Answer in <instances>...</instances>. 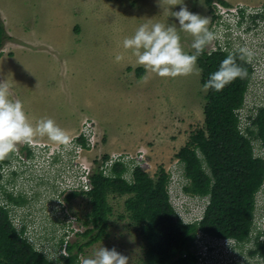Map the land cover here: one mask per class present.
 <instances>
[{
	"label": "rangeland",
	"instance_id": "rangeland-1",
	"mask_svg": "<svg viewBox=\"0 0 264 264\" xmlns=\"http://www.w3.org/2000/svg\"><path fill=\"white\" fill-rule=\"evenodd\" d=\"M225 1L228 7L212 1L214 18L205 0H183L182 4L181 0H0L4 28L0 86H7L10 99L23 103L34 128L41 119L51 118L72 139L91 120L97 142L83 154L90 171L100 168L104 154L134 159L150 175L163 167L170 174L168 191L175 210L184 221L195 220L205 199L182 191L185 180L175 153L203 122L206 87L200 82V70L195 63L188 75L160 77L138 65L123 41L141 24L161 23L175 27L183 50L193 54L195 37L181 30L172 14L183 6L206 18L213 34L207 48L241 49L254 65L253 81L239 110L242 121L249 110L264 105V0ZM238 6H244L248 14L261 12L255 26L247 16L235 27L237 18L231 12ZM137 67H143V75L137 74ZM32 141L49 147L46 157L36 166L30 162L25 175L11 177L6 168L0 169L4 173L0 185L14 195L23 193L22 204H7L16 228L24 226L27 239L54 257L52 264H64L65 242L83 241L80 234L92 227L90 222L84 224L90 220L91 204L84 193L66 200L72 191L66 185L69 182L47 169L45 158L62 144L39 133ZM72 146L71 141L68 148ZM255 154L264 156L257 142ZM107 198L111 212L105 234L83 248L79 264L102 246L115 247L129 257V264H142L145 244L125 210L126 195ZM254 221L257 229L264 225V184L256 195ZM204 240L199 241V264H264L248 257L249 243L240 251L226 246L209 250L204 245L208 239Z\"/></svg>",
	"mask_w": 264,
	"mask_h": 264
},
{
	"label": "trees",
	"instance_id": "trees-1",
	"mask_svg": "<svg viewBox=\"0 0 264 264\" xmlns=\"http://www.w3.org/2000/svg\"><path fill=\"white\" fill-rule=\"evenodd\" d=\"M212 1L205 0L215 18ZM216 1L229 6L225 0ZM240 16L243 18L242 11ZM255 18L251 20L256 23ZM3 39L0 23V47ZM229 58L242 74L220 91L206 87L210 75ZM196 65L200 82L206 87L203 122L190 133L175 157L185 180L182 191L206 201L201 217L184 221L177 213L168 191L170 174L163 167L150 175L134 159H124L123 155L108 165L110 157L104 154L100 168L89 175V188L72 190L65 196L66 200L80 193L88 196L90 220L84 224L90 222L92 227L80 234L83 241L65 242L68 255L61 257L64 264H79L78 255L83 248L105 234L111 212L107 200L110 194L126 195L125 210L145 244L142 264H199V241L212 237L232 238L237 249L249 243L248 257L264 262V225L257 229L254 223L256 195L264 184V156L255 154V142L264 151V105L254 112L249 110L242 121L239 117L253 81L254 65L243 50L230 51L220 46H204ZM136 72L143 75V67H137ZM78 141L85 144L82 136ZM11 158L12 152L0 158V166ZM62 161L56 165L57 176L64 171ZM0 193V264H52L45 252L24 235V226L16 228L12 221L7 204H22L24 198L14 197L1 185Z\"/></svg>",
	"mask_w": 264,
	"mask_h": 264
},
{
	"label": "clouds",
	"instance_id": "clouds-1",
	"mask_svg": "<svg viewBox=\"0 0 264 264\" xmlns=\"http://www.w3.org/2000/svg\"><path fill=\"white\" fill-rule=\"evenodd\" d=\"M182 3L183 0L179 4ZM240 11L243 12V18L240 16ZM231 13H233L231 15L237 18L235 20V27L237 24L243 22L247 16L252 19L253 17L259 18V15H261V12L248 14L244 6H238ZM172 16L178 21L181 30L191 33L195 37L192 44V48L196 50L195 55L188 54L183 50L180 36L175 27L165 26L161 23H153L151 25L147 23L141 24L136 29L134 35L125 38L123 41L125 49L133 50L137 57L138 65H143L146 70L160 77L174 78L190 74L193 71L198 54L203 51L206 43L213 39V34L206 27L208 20L202 18L201 15L190 12L186 7L182 6L178 11H174ZM228 30L231 31L233 28ZM119 59L120 57L118 56L117 60ZM241 74V69L234 65L230 58L226 59L221 62L219 69L210 75L206 87L220 91L232 79ZM36 133H39L41 136L47 135L50 140L59 144L67 145L69 143L67 134L51 118L41 119L34 128L27 119L23 103L19 100L10 99L7 86H0V158L12 152L10 161L1 165L0 169H3L6 164H15V162L20 161L17 158L20 153L14 150L17 143L22 142L23 146L31 150L32 153L41 152L46 157V152L49 151L48 146L43 148L36 144L31 145V142H34L32 139ZM94 138L97 142L96 136ZM72 139L74 141L73 146L71 149H67V154L69 155H74L73 153L77 144V139L74 137ZM81 145L85 147V144L81 143ZM51 159L56 160L58 164L63 157L61 154L53 152L47 159L45 158L47 169L49 168L48 160ZM84 162L86 163V159H84ZM19 163L22 162L20 161ZM90 173L91 171L88 174L87 187L80 191H86L89 188ZM0 174H3L2 170H0ZM207 239L206 243L209 250L221 246L234 248L235 241L232 238L212 237ZM50 259H54V257H50ZM83 264H129V257L118 252L115 247L109 249L102 246L95 251L92 258L85 259Z\"/></svg>",
	"mask_w": 264,
	"mask_h": 264
},
{
	"label": "built area",
	"instance_id": "built-area-1",
	"mask_svg": "<svg viewBox=\"0 0 264 264\" xmlns=\"http://www.w3.org/2000/svg\"><path fill=\"white\" fill-rule=\"evenodd\" d=\"M224 12L223 9H221L220 13ZM94 127L91 120H86L83 126L79 128V132L77 135H75V139H77V144L75 146L74 155L67 154V149L69 146V143L74 142L73 139H69V143L67 145L62 144V146L56 150H51L50 155L53 152L59 153L63 157L62 166L64 168V171L61 174V177L69 182L66 183L67 187H70L71 190H81L85 189L87 187L86 182L88 181V174L90 172V167L86 165L84 162V155L82 154L84 151L90 150L96 145V141L94 136ZM83 137L85 141V147L81 145V143L78 141L80 137ZM38 145L47 147V145L44 143L43 145H40L38 142H31V145ZM84 149V151H83ZM53 151V152H52ZM49 151L46 152V154ZM76 154V155H75ZM121 154H112L110 155L109 159L107 160L106 164L110 165L112 161L117 159ZM48 157V156H47ZM79 159H81L79 161ZM60 164V165H61Z\"/></svg>",
	"mask_w": 264,
	"mask_h": 264
},
{
	"label": "flooded vegetation",
	"instance_id": "flooded-vegetation-1",
	"mask_svg": "<svg viewBox=\"0 0 264 264\" xmlns=\"http://www.w3.org/2000/svg\"><path fill=\"white\" fill-rule=\"evenodd\" d=\"M255 25H256V23L253 24V26H255ZM206 48H207V46H206ZM207 49H209V48H207ZM14 150H16L18 153H20L17 158L22 163H19L20 161H17V162H15V164H6L4 166V168L2 169V170H4L6 168L5 171H7V175H10L11 177L18 176L19 174H24L25 175L26 174L25 171L30 170V168H28V165H29L30 162H32L33 166H36V163H39L40 160L42 159V157H44L43 154H41V152H35V153L33 152L32 153L31 150H29L28 148H25L23 146L22 142L21 143H17ZM40 151H42V150H40ZM48 165H49V169H48L49 173H51V174H53L54 176L57 177V174H56L57 161L54 160V159L48 160ZM3 175H4V173L2 174V176ZM11 181L12 180H10V178H8L6 183L10 184ZM6 191L11 193L14 197L20 196V197L24 198L23 197V193H21V192H19L18 194L14 195L12 193V191H9L7 189H6Z\"/></svg>",
	"mask_w": 264,
	"mask_h": 264
}]
</instances>
